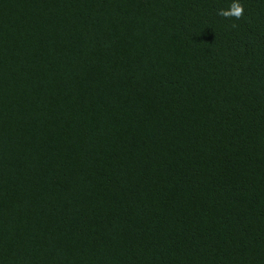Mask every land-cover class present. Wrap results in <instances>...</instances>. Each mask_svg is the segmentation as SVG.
Instances as JSON below:
<instances>
[{
    "label": "trees",
    "instance_id": "1",
    "mask_svg": "<svg viewBox=\"0 0 264 264\" xmlns=\"http://www.w3.org/2000/svg\"><path fill=\"white\" fill-rule=\"evenodd\" d=\"M0 0V264H264V0Z\"/></svg>",
    "mask_w": 264,
    "mask_h": 264
},
{
    "label": "clouds",
    "instance_id": "2",
    "mask_svg": "<svg viewBox=\"0 0 264 264\" xmlns=\"http://www.w3.org/2000/svg\"><path fill=\"white\" fill-rule=\"evenodd\" d=\"M244 6L239 0H232L228 9H222L218 12V15L223 16L225 19L236 18L239 19L243 16Z\"/></svg>",
    "mask_w": 264,
    "mask_h": 264
}]
</instances>
